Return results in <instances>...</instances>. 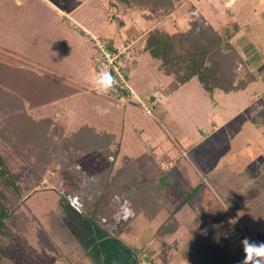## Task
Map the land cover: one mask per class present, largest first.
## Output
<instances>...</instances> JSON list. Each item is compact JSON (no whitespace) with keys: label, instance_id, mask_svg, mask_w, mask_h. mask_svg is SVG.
Here are the masks:
<instances>
[{"label":"rangeland","instance_id":"rangeland-1","mask_svg":"<svg viewBox=\"0 0 264 264\" xmlns=\"http://www.w3.org/2000/svg\"><path fill=\"white\" fill-rule=\"evenodd\" d=\"M100 1H103L100 5L103 19L92 26L100 28L101 25L103 29L94 33L112 38L117 33V21L109 18L111 22L105 17L108 3L106 0ZM114 1V5H120L117 9L110 5L108 16L115 18L117 14L123 20V26L133 27L137 25V20L142 22L144 26L136 35L143 33L149 24L162 27L157 19L162 21L163 16H151L153 22L150 23L146 21L147 11L128 7L119 0ZM8 2L3 0L0 4L1 22L14 14L13 5ZM23 7L27 11L30 9L28 4ZM191 19L199 20L193 10L183 11L178 18L177 30L186 29ZM34 25L41 24H27L32 35H35L33 31L38 32ZM70 27L72 30L75 28ZM165 27L168 31L173 30L170 22L165 23ZM19 31L17 27L14 33ZM5 33L4 25L0 28V36H5ZM55 39L50 42L54 44ZM142 45L143 38L135 42L130 50L128 82L150 108L152 115L127 105L115 106L111 101L85 91L86 94L75 98L74 105L78 110L67 115L69 126L61 119L52 121L58 128L55 132L53 128H48L53 133L50 147L54 143L58 146L61 137L76 129L72 123L90 122L95 118L103 120V127L119 136L121 153L119 149L114 167L129 162L128 157L144 163L153 157L152 152L156 155L166 152L168 157L162 160L166 173H159H165L169 178L172 205L175 204L174 199L180 201L181 195L187 192L188 184L194 186L199 182H208L228 213L226 238L230 247H234L239 232L231 224V213L227 208L234 209L232 205L239 185L247 190L257 187V183L264 180L254 177L257 169H263L264 151L262 139L254 140L247 126L250 123L247 120L250 108H241L244 104L241 95L217 89L214 96H210L197 77L179 84L157 68V60L151 58ZM93 74L92 69L88 68L85 73L87 79L75 77L82 84L93 83ZM154 90L164 93L165 98L161 102L151 101ZM13 100L9 94L0 92V148L28 154L16 160L14 157L9 166L14 174L13 181L21 192V208L35 216L36 220L25 234L18 235L19 242H7L6 264H187L181 256V246L189 235L192 218L203 211L204 205L197 198L192 197L183 203L175 213L178 229L162 239L156 236L155 231L167 219V208L152 220L138 215L130 222V232H126L127 223L123 218L110 233L103 232L89 224L75 207L79 204V195L88 185L87 178L104 170L108 165L107 160L98 151L78 157L74 165L73 162L67 165L66 154L59 150L51 151L49 157L45 158L42 155L46 147L44 138L39 131L33 133L37 135L36 139L21 129L28 119L22 117L19 108L15 111ZM105 109L106 113L100 114ZM28 114L33 119H40L36 112ZM59 125L62 126L61 130ZM57 133L62 136H57ZM11 141L17 143L16 149H13ZM30 151L38 155L32 156ZM168 159L171 163L165 166ZM243 166L248 168L247 172H242ZM156 177L145 181H153ZM216 181L219 183L216 184ZM257 202L255 209L260 213V199ZM257 218L262 220L259 216Z\"/></svg>","mask_w":264,"mask_h":264},{"label":"trees","instance_id":"trees-1","mask_svg":"<svg viewBox=\"0 0 264 264\" xmlns=\"http://www.w3.org/2000/svg\"><path fill=\"white\" fill-rule=\"evenodd\" d=\"M114 0H110L113 3ZM127 6L147 11L146 17L164 16L174 8L178 0H119ZM238 24L229 22L219 30L212 26L200 27L192 20L186 30L168 32L163 27L149 29L145 35L143 50L157 60V68L172 76L179 84L197 77L203 87L212 96L216 89L236 92L249 81L246 63L234 49L231 37L238 30ZM0 57H4L0 54ZM0 92L5 93L0 88ZM7 93V92H6ZM15 111L21 112L28 122L21 129L28 136L37 139V131L44 138L46 147L42 155L49 157L51 151H61L67 156V165L78 157L98 151L108 162L107 167L86 180L88 184L79 195L77 212L92 226L110 233L119 219L126 221L125 230L130 232V222L138 215L154 219L167 208L168 217L156 228L159 239L174 233L178 229L175 213L184 202L192 197L204 205L203 211L195 215L189 226L187 240L181 246V256L187 264H240L243 259L241 244L230 247L226 238L228 213L205 182H199L181 195L180 201L172 205L173 197L169 188V178L159 173L153 181H143L138 165L127 162L114 167L119 154V141L111 133L96 131L88 125H80L74 131L61 137L56 144H50L53 132L58 128L52 119H33L25 112L21 101H14ZM256 127H264V100L260 109L250 117ZM21 125V124H20ZM60 130L62 126H60ZM57 136L62 134L57 133ZM71 144V146L69 145ZM13 149L17 143L11 141ZM47 147L49 149H47ZM20 151V149H19ZM18 151V152H19ZM13 153V154H11ZM20 153V154H19ZM8 152L0 148V264H6L8 241L19 242L18 235L25 234L36 217L24 211L21 192L13 181L10 160L26 156V152ZM38 155L36 152H29ZM18 154V155H17ZM29 154V155H30ZM69 159V160H68ZM9 243V242H8ZM133 253V250H131Z\"/></svg>","mask_w":264,"mask_h":264},{"label":"crops","instance_id":"crops-1","mask_svg":"<svg viewBox=\"0 0 264 264\" xmlns=\"http://www.w3.org/2000/svg\"><path fill=\"white\" fill-rule=\"evenodd\" d=\"M2 1L0 0V4ZM8 1L10 5H13L14 14L3 18L2 22L0 20V28L5 25L6 29L5 36H0V54L4 56L0 57V88L9 94L14 99L13 101L18 98L27 114L36 112L40 118L61 119L67 126H69L67 115L78 110L74 105V102L76 103L75 98L81 94H86L85 91H90L111 101L107 97L90 90L89 87L93 83L82 84L75 77L78 76L85 80L87 79L86 70L92 69L94 49L89 34L108 38L94 33V31L103 29L101 25L100 28L92 26L96 22H102L100 5L103 1ZM106 1L108 6L106 7L107 11H104L105 17L108 20L117 21V33L112 38H108L110 43L121 45L132 40L135 43L143 38V49L144 35L155 25L149 24L143 33L136 35L140 32L139 29L144 26L142 22L135 19L137 23L133 26L135 29L131 26H123V20L119 19L117 14H115V18L108 16L109 6L112 5L113 8L117 9L120 4H116V6L110 0ZM114 2L116 3V1ZM24 4L30 5L28 11L24 9ZM84 8L85 10H83ZM187 9L195 12L197 19H199L196 20L197 25L200 27H204L201 25L205 24V26L209 25L219 30L229 22L238 24V30L231 37V42L239 57L246 63L250 79L243 89L231 93L241 95L244 98V104L241 108H250V112L247 114V120L250 122V117L260 109L261 101L264 100V0H178L175 1L173 10L163 16L164 20L157 19V23L168 31L165 23L170 22L173 30L168 32H174L177 30L178 18ZM144 20L146 19L144 18ZM192 20L195 19H191L189 24ZM146 21L153 22L150 18H147ZM32 23L41 24L34 25L38 31H33L35 35H32L31 28L27 27V24ZM70 25L75 27L74 30ZM17 27L20 31L15 34L14 30ZM27 31L30 33L26 34ZM55 37L53 44L50 41ZM214 94L215 91L212 96ZM102 122L104 121L101 119L92 118L90 122L72 123V126L75 125L77 128L85 124L93 127L96 131L111 133L118 140V134L111 129L104 128ZM247 126L250 127L254 140L262 139L263 148H261L264 151V127H256L251 122ZM119 149L121 153V143ZM152 155L153 157H149V160L144 163L128 157L130 162L138 165L143 181L157 176L161 171L165 172L162 160L165 156L168 157L167 153L163 152L156 155L152 152ZM168 160V163L165 161V166L171 163L170 159ZM262 168V170L257 169L254 175L257 179H264V165ZM241 169L244 170L242 172L248 170L246 166L241 167ZM215 183L218 184L219 181ZM206 184L218 197L213 187L208 182ZM257 185V187H251L247 190L239 185V190L235 192L236 199L232 205L234 209L226 208L228 212L236 216L255 241L264 242V204H262L264 202V180L258 182ZM187 186L185 191H189L195 185L190 186L188 184ZM258 199L261 202L258 205L261 208L260 213L255 209ZM258 216L262 220L259 221ZM234 241H237L236 237Z\"/></svg>","mask_w":264,"mask_h":264},{"label":"built area","instance_id":"built-area-1","mask_svg":"<svg viewBox=\"0 0 264 264\" xmlns=\"http://www.w3.org/2000/svg\"><path fill=\"white\" fill-rule=\"evenodd\" d=\"M74 26L76 25L74 24ZM89 39L94 49L91 64L94 76L103 68L110 71L117 80L116 90L103 96L110 99L116 106L127 105L147 115H152L150 108L142 102L128 82L130 50L134 41H127L124 44L116 45L113 43L111 44L108 38L92 34H89ZM89 89L94 91L93 85L90 86ZM163 98L164 93L160 90H155L150 96L152 102H161ZM230 222L236 230L238 229V244H241L240 241L244 237H248L250 240L255 241L235 215L231 214Z\"/></svg>","mask_w":264,"mask_h":264},{"label":"clouds","instance_id":"clouds-1","mask_svg":"<svg viewBox=\"0 0 264 264\" xmlns=\"http://www.w3.org/2000/svg\"><path fill=\"white\" fill-rule=\"evenodd\" d=\"M117 87V80L112 73L101 69L93 80V90L99 95H106L114 92ZM104 112L100 114L106 113ZM243 259L240 264H264V242H257L244 237L241 241Z\"/></svg>","mask_w":264,"mask_h":264}]
</instances>
